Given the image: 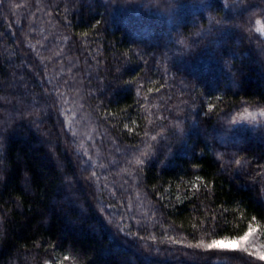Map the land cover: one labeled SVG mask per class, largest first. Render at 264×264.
I'll use <instances>...</instances> for the list:
<instances>
[{
	"label": "trees",
	"instance_id": "trees-1",
	"mask_svg": "<svg viewBox=\"0 0 264 264\" xmlns=\"http://www.w3.org/2000/svg\"><path fill=\"white\" fill-rule=\"evenodd\" d=\"M254 109L264 0H0V264H264Z\"/></svg>",
	"mask_w": 264,
	"mask_h": 264
},
{
	"label": "rangeland",
	"instance_id": "rangeland-1",
	"mask_svg": "<svg viewBox=\"0 0 264 264\" xmlns=\"http://www.w3.org/2000/svg\"><path fill=\"white\" fill-rule=\"evenodd\" d=\"M234 124L237 126L246 124H264V109L246 111L236 117ZM207 247L210 250H245L250 254L264 257V245H260L255 239V233H249L242 239L224 240ZM206 249V250H207Z\"/></svg>",
	"mask_w": 264,
	"mask_h": 264
},
{
	"label": "snow or ice",
	"instance_id": "snow-or-ice-1",
	"mask_svg": "<svg viewBox=\"0 0 264 264\" xmlns=\"http://www.w3.org/2000/svg\"><path fill=\"white\" fill-rule=\"evenodd\" d=\"M216 242L215 241H213V244H215ZM213 245H209V247H212ZM262 259H264V257H261Z\"/></svg>",
	"mask_w": 264,
	"mask_h": 264
}]
</instances>
